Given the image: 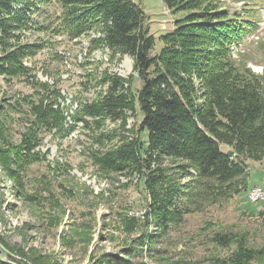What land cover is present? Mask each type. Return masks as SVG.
<instances>
[{
    "label": "rangeland",
    "instance_id": "rangeland-1",
    "mask_svg": "<svg viewBox=\"0 0 264 264\" xmlns=\"http://www.w3.org/2000/svg\"><path fill=\"white\" fill-rule=\"evenodd\" d=\"M134 1L145 11L156 44L151 52H156L162 46L159 36L173 30L180 12L170 13L161 0ZM224 2L242 12L252 10L258 17L257 30L233 54L255 72L264 73V0ZM99 35L101 30L92 29L67 40L30 30L20 35L21 41L33 45L21 48L30 51L22 59L27 72L0 73V150H7L10 163L15 155L11 145L35 133L34 146L20 150L17 178L7 177L0 158V257L5 259L0 261L212 264L214 257L227 251L212 241L214 233L232 230L261 250L249 264H264V196L249 198L255 185H264V159H247L245 185L227 188V196L214 190L198 210L189 204L194 200L190 193H176L172 206L187 210L178 221L167 214L168 222L151 207L144 170L132 165L104 168L110 158L106 152L135 136L141 118L136 93L142 78L133 70L130 54L93 43ZM131 74L132 81L125 86L131 84L134 109L121 110L120 117L85 114V106L107 92L111 77L128 80ZM48 98L57 100L52 107L64 115L60 124L49 127L38 120L37 112L47 108ZM165 167L171 183L183 185V191L195 185L180 168ZM185 171L195 174L191 167Z\"/></svg>",
    "mask_w": 264,
    "mask_h": 264
},
{
    "label": "trees",
    "instance_id": "trees-1",
    "mask_svg": "<svg viewBox=\"0 0 264 264\" xmlns=\"http://www.w3.org/2000/svg\"><path fill=\"white\" fill-rule=\"evenodd\" d=\"M161 1L170 13H180L173 30L159 36L162 46L152 53L155 40L137 1L0 0V73L27 72L22 59L30 51L21 48L32 49L33 45L21 41L20 35L30 30L74 40L99 29L102 35L93 38V43L130 54L133 70L142 78L136 93L141 118L135 136L108 150L110 158L102 165L144 170L151 207L168 222L167 214L178 221L187 210L172 206L176 193H190L194 200L188 197L189 204L198 210L214 190L227 196V188L235 190L240 182L245 185L247 159H264V73L255 72L233 54V47L259 27L252 10L239 11L224 0ZM132 76L128 80L111 77L107 92L86 105L85 114L120 117L121 110L134 109L131 84L125 86ZM56 101L46 99L47 108L37 111L38 120L47 127L64 119L52 107ZM34 134L11 145L12 163L7 150H0L7 177L20 175V150L34 146ZM228 149L231 155L226 154ZM165 165L180 168L195 185L183 191V185L171 183ZM188 167L195 174L185 171ZM212 241L227 248L212 264H249L262 254L236 231H217Z\"/></svg>",
    "mask_w": 264,
    "mask_h": 264
},
{
    "label": "built area",
    "instance_id": "built-area-1",
    "mask_svg": "<svg viewBox=\"0 0 264 264\" xmlns=\"http://www.w3.org/2000/svg\"><path fill=\"white\" fill-rule=\"evenodd\" d=\"M264 192V185L260 186V185H255L254 189L251 191L250 193V200L255 198V195L257 193H261Z\"/></svg>",
    "mask_w": 264,
    "mask_h": 264
},
{
    "label": "bare ground",
    "instance_id": "bare-ground-1",
    "mask_svg": "<svg viewBox=\"0 0 264 264\" xmlns=\"http://www.w3.org/2000/svg\"><path fill=\"white\" fill-rule=\"evenodd\" d=\"M253 190V189H252ZM251 193V192H250ZM261 196H264V192H261V193H257L255 195V198L254 199H251V201H255L256 199L258 200V198H260ZM249 198H250V194H249ZM260 200V199H259Z\"/></svg>",
    "mask_w": 264,
    "mask_h": 264
},
{
    "label": "water",
    "instance_id": "water-1",
    "mask_svg": "<svg viewBox=\"0 0 264 264\" xmlns=\"http://www.w3.org/2000/svg\"><path fill=\"white\" fill-rule=\"evenodd\" d=\"M226 154L231 155V154H232V150L228 149V150L226 151ZM0 259H1V260H5V259L2 258V257H0Z\"/></svg>",
    "mask_w": 264,
    "mask_h": 264
}]
</instances>
